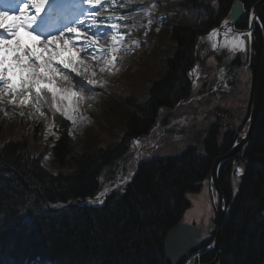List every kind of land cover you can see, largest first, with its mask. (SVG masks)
Here are the masks:
<instances>
[{
  "label": "trees",
  "instance_id": "1",
  "mask_svg": "<svg viewBox=\"0 0 264 264\" xmlns=\"http://www.w3.org/2000/svg\"><path fill=\"white\" fill-rule=\"evenodd\" d=\"M254 1L244 0L248 6ZM231 2L185 0L186 6L203 9L205 15L195 24L170 23L171 27L166 25L159 33L158 41H175L176 49L165 60L163 73L156 75L148 99L140 94L142 82L135 81L141 87L138 92L132 81L108 86V94L93 110L106 118L122 114L120 142L99 148L91 145L93 135L88 134L84 152L79 153L69 134V122L51 106L49 94L34 96L43 121L20 128L0 146V264H169L164 255L165 237L189 206L187 193L197 190L195 183L209 177L214 159L230 149L232 132L219 140V129L213 125L203 140L204 155L190 146L179 156L143 162L128 193H114L101 205H72L55 211L47 202L94 196L127 171L126 140L147 133L161 107L174 108L187 99L191 91L187 72L197 58L198 37L218 25ZM136 8L126 3L122 12ZM255 49L260 55L261 42ZM149 50L152 56L147 65L160 57L155 46ZM133 66L132 72L139 73L144 65L135 62ZM257 70L258 64L254 76ZM49 119L58 137L51 146L36 150L43 122ZM202 137L203 132L195 135L199 141ZM46 153L52 167L72 172L47 170L42 165ZM239 159L246 173L238 194L233 195L228 164L220 174L229 212L223 224L219 264H264V89L255 128Z\"/></svg>",
  "mask_w": 264,
  "mask_h": 264
},
{
  "label": "rangeland",
  "instance_id": "2",
  "mask_svg": "<svg viewBox=\"0 0 264 264\" xmlns=\"http://www.w3.org/2000/svg\"><path fill=\"white\" fill-rule=\"evenodd\" d=\"M121 1L122 0H100V3L92 9L93 12H98L96 16V21L98 23L104 21L108 24L117 26L115 29L105 27L107 29L106 31H108L107 34L97 40L99 50L96 51L94 55L91 54V56L101 63L100 66L97 67L99 70L94 73V76H92L93 74L91 75V79L96 80L97 83L89 85L85 81L82 86L76 83L77 80L81 79L80 76H77L75 73H70L69 70L64 73V76H68L69 79L63 81H70L74 88L79 90L83 96L84 102H82L81 105L77 102L79 98L78 94L73 96L67 91H64L63 88H61L62 86H60L64 84L62 82L58 83L55 79L51 78L49 74L39 72L40 76L43 77V79H40L33 74L35 69L28 68L26 69L27 74L24 73L23 75L28 79L30 84L36 83L40 91H49V89H52L56 92L55 106L62 112L67 111L75 120V123H73V120L69 119L71 122L70 132L79 153L84 152V141L89 139L87 136L88 134L91 136L93 135L91 145L94 146L96 144L99 148H106L109 145L120 142L124 136V123L122 122L121 113L115 114L114 116L109 115V117L106 118L101 114L95 113L93 110L94 105H101L100 99L102 96L108 94V86L115 88L118 87L120 83H126L127 81H132V83L135 84L137 81L138 83L140 82V84L142 82V90L141 87L138 88L136 84L138 88L137 92L141 90L140 94L142 98L148 99L149 89L156 75L165 70L164 60L170 57L175 49V42L167 39L169 36L164 37L167 41L162 42L157 39L160 26L164 20L170 18L182 24H193L200 16L199 11L183 6V0H167L161 3L153 2L147 13H151L152 11L155 13L158 12V18H151L146 21V31L143 34L147 35L151 32L150 27L154 22L159 24V27L155 29L154 35L151 37V45H156L155 49L158 48L157 54H159L160 57L159 61L156 60L153 61L151 65H147L151 60L152 54L148 51L146 45L143 44L139 38L132 39L120 31L118 17L114 10ZM100 32L102 33V31ZM89 36L94 40L96 39V37H93L92 33H89ZM210 44L209 39L208 42L201 40L199 42L197 54L199 55V52L203 51L202 57L204 60L202 64H206L208 60L211 67L216 68L211 69V72L216 73L213 76L217 77V81L219 82H217L216 85H219V83L222 84L225 73L220 68L222 64L228 62V60L224 56L211 59L212 55L207 53V47H205L208 46L209 49V47H211ZM78 48L83 49V45L78 46ZM90 52L92 53L93 49H90ZM223 52L224 55L228 57L232 55L233 49L227 47L226 49L224 48ZM49 56H51V54L43 56L42 58L46 61ZM57 58L58 57L54 59L56 60ZM64 61L68 62L66 60ZM86 61L88 60L86 59ZM135 62L144 65L139 73H133V70H131ZM80 70L83 71L82 69ZM130 70L131 72H129ZM236 71L237 74L235 76L237 81L234 80V87L228 88L230 90L225 94L218 97L211 93V91L214 90L213 87H206L204 89L203 87L202 89L196 87L193 89V95L189 99L184 100V102L176 108L161 111L153 127L154 129L150 133V147H148V142L150 140H148L146 136L140 141L128 142L131 153H128L127 156L130 157L128 160L130 165L129 169H127L124 174L125 178H129L133 174L138 155L141 153L139 148L144 146L141 159L149 158L154 155L158 157L169 155L179 156L187 146L192 144L198 147L200 154H205L203 144L197 142L196 139L194 141L192 137H195L196 134L203 131L204 137L207 138L209 133L207 134V131H204V127L211 125V121L215 119L214 115L216 114L219 116L222 131L229 127L242 130L246 125L245 118L250 97V74L248 73L249 68H247L246 63H243ZM87 75L89 77V74ZM64 76L61 78L59 76H54V78L62 80ZM227 76L229 75L227 74ZM18 78L19 77L12 82H19L20 79ZM18 90L20 92V99L28 96L29 102L27 104H21L18 99L15 106L9 103H0V109H2L0 110V146L9 139V136L14 134L16 136L20 128L28 127L33 124L32 121H43L41 120L43 116L38 114L36 108L30 101V93L24 92L21 81ZM32 90L36 91L35 88ZM53 91L49 92L53 94ZM128 91L130 90L128 89ZM12 99H14L13 95H5L6 101ZM118 111L119 109L117 112ZM221 111L225 113L220 114ZM21 112L24 114L20 115ZM164 118H166V123H162ZM42 128V134H38L39 140L36 146V150L38 149L39 151L42 150L45 145L51 146L53 141L58 137L52 121H44ZM45 157H47V159ZM45 157L43 159V165L53 174H69L72 172L68 169H57L50 166L49 156L45 155ZM196 186L198 188L194 191L195 193L190 192L188 195L187 201L190 206L184 214V220L187 222L204 221L208 223L209 219L213 217L210 185ZM120 189L121 188H118V191Z\"/></svg>",
  "mask_w": 264,
  "mask_h": 264
},
{
  "label": "snow or ice",
  "instance_id": "3",
  "mask_svg": "<svg viewBox=\"0 0 264 264\" xmlns=\"http://www.w3.org/2000/svg\"><path fill=\"white\" fill-rule=\"evenodd\" d=\"M48 3V0H15V6L13 7H0V103H9L15 106L17 100H20L21 104H27L28 96H25L23 99H20V92L18 90V86L12 82L10 69L7 66L8 60V53L11 51L13 53V60L15 61V65L21 69L29 68V69H36L43 67L45 69H50L53 76L61 74V68H53L51 65L53 63H58L62 66V69L69 70L70 73H75L77 76H80L81 79L77 80L76 83L83 86L86 83L89 85H94L97 83L96 80L91 79L87 75V70L85 68L84 71L80 70L79 65L75 64L71 57H69V61L65 62L64 60H59L58 62L55 61L54 56L59 55L62 51H67L69 53L73 52L72 45L75 44L78 40H80L81 36L84 35L85 43L83 45V49L86 51L87 49H93L92 55L98 51L97 40L101 38L102 26L103 27H110L115 29L117 26L108 24L107 22L100 21L99 23L96 21V16L98 12H93L92 9L95 8L99 3L100 0H81V3L87 5L82 9L80 16H77L71 23L73 26H65L67 33L71 34L74 39H69L65 37V32L60 31L56 34L46 32L45 31V24L43 20L37 24V17H39L40 13L45 10V5ZM241 11L243 9L241 8ZM13 13H18L14 14ZM11 15L12 20L9 23V16ZM81 16L87 18L91 17V22H87L86 19H81ZM232 22L231 17L228 20H225L222 27L229 25ZM33 25H37L33 27ZM25 29L28 31V34L31 35L32 32H39L40 36H44V39L41 41L40 36L33 37L34 40L39 42L40 46V56L42 57L44 52H53V45L56 47V52L53 56H49L48 60L44 62L43 65H38L36 63L37 60V53L34 51L35 45H28L25 44L22 38L19 35L20 29ZM83 30V32L81 31ZM232 29L229 28L228 32H231ZM218 30L214 29L212 33H210V38H213L217 35ZM228 32H225L224 35L227 36ZM86 33H92L96 39H91ZM237 36H244V35H251V33H237ZM115 39V37H114ZM62 41V45L59 43ZM232 44L233 49H242L244 45V41L239 39L235 42L229 41ZM15 45V47H13ZM212 48L216 49L217 45L215 43L212 44ZM115 59V58H113ZM27 61V63H25ZM83 63L82 61L80 62ZM195 71V70H194ZM35 76L43 79L40 76L39 72L33 73ZM94 75V74H93ZM65 80H68V76H64ZM21 86L25 93H31L32 89L35 88L37 95H39L40 89L36 83L30 84L28 79L25 77H21ZM49 91H53L49 89ZM64 91H68L65 89ZM11 94L14 96L12 100H5V95ZM56 92L53 91V97L55 98ZM71 95H77L75 92H72ZM2 110V109H0ZM57 111H60L57 108ZM37 112H39V108H37ZM24 113L21 112L20 115ZM43 115V113H40ZM68 119L75 120L72 115H70L67 111L62 113ZM47 159V157H45ZM243 173V169L237 168L236 174L237 176Z\"/></svg>",
  "mask_w": 264,
  "mask_h": 264
},
{
  "label": "water",
  "instance_id": "4",
  "mask_svg": "<svg viewBox=\"0 0 264 264\" xmlns=\"http://www.w3.org/2000/svg\"><path fill=\"white\" fill-rule=\"evenodd\" d=\"M263 4H264V0H259L252 7L250 12L251 14H250L249 30L239 31L236 29V26H238L241 23V21L248 16V14L244 7V4L240 0H235L232 3L229 13L223 19L221 26L219 28H216L218 30L217 35L211 39L219 41L222 38V34L228 32V29L231 28L232 31L228 32V35L225 37L232 36L234 40L235 39L237 40L238 38L242 37V36H237L236 35L237 33H245V34L249 32L252 33L255 29V25L257 22H259V24L262 27V32L264 37V16L261 13V7ZM241 8L243 9V11H241ZM230 17L232 22L229 25L222 27L224 21L228 20ZM263 81H264V48L261 56L260 67L255 80V87L253 89L250 112H249V120L244 132L246 138L243 142H240L237 146L230 149L227 154L217 157L216 160L214 161L211 170V191L213 192L215 190L217 196L219 197V199H221L222 202L217 203L216 206L217 234L213 249L217 250L218 254L216 259L209 264H215L219 260V257L221 255L220 247L223 238L222 229H223V221L226 213V197L219 183V172L224 162L232 158L243 147V145L250 137L254 129L261 103V92L263 87ZM237 168L233 171V184L237 190H240L241 183L243 180V174L237 176L236 174ZM114 188L115 187H112L94 198H87L86 200L70 201L68 203H63V204L61 203L56 205H49V207L52 209L61 210L63 208L69 207L73 203L86 204L94 200L99 201L102 197L109 194ZM201 230L202 227H195L193 225H189L184 222H180L175 227H173L168 233L164 245V253L167 261L170 264H179L187 254L198 249L204 243L203 239L200 240V237L202 236Z\"/></svg>",
  "mask_w": 264,
  "mask_h": 264
},
{
  "label": "bare ground",
  "instance_id": "5",
  "mask_svg": "<svg viewBox=\"0 0 264 264\" xmlns=\"http://www.w3.org/2000/svg\"><path fill=\"white\" fill-rule=\"evenodd\" d=\"M11 20H12V19L9 18L8 22L10 23ZM100 31H102V33H101V37H104V36L107 34V32H108V31L105 30L104 27H102V30H100ZM82 32H83V30H82ZM223 32H225V31H223ZM85 35H86V34H85ZM23 36H25V35H23ZM81 37H82V39H84V35H82ZM88 37H89V36H88ZM23 38H24V37H23ZM89 38H90V37H89ZM261 38L263 39V40H262V43H264V38H263V35H262V34H261ZM80 39H81V38H80ZM91 39H92V38H91ZM238 39H243V38L241 37V38H238ZM84 41H85V40H84ZM229 41L235 42L232 36L225 37V35L222 34V38L218 41L217 45H219L220 47H222V46H227V45H225V44H228L229 46H227V47H229V48L231 49V48H232V44L229 43ZM59 43L62 45L63 42L60 41ZM223 43H224V44H223ZM13 47H15V45H13ZM52 47H53V52L50 53L51 56H53V55L55 54V52H56V47H55V45H53ZM39 49H40V46L38 47V49L35 48V50H34V51L37 53V57H38L37 60H36V63H37L38 65H43L45 61H44V59L41 58V56L38 54V53H39ZM72 49H73V52H72V53H69V52H67V51H62V52L59 53V55L54 56V58H56V57H58V56L61 55V56H60V59H57V60H56V61L58 62V61L61 60V59H62V60L69 61V57H71L72 61H73L75 64L79 65L80 69H82V70L84 71L85 68H86V70H87V74H89V77H90V78H91L92 76H94V75H92V74H94L95 72H97V71L99 70L97 67H99L101 63H100L99 61H97L96 58H94L93 56H91L90 49H87V50L85 51L84 49H81V48H78V47H74V46H72ZM10 53L13 54L11 51H10ZM46 53H48V52H46ZM86 59H87L88 61H86ZM81 61L83 62L82 64L80 63ZM25 63H27V61H26ZM51 67H53V68H61V74L55 75V76H59L60 78H61L62 76H64V73H65L66 71H68V70H66V69H62V66H60L58 63H53V64L51 65ZM211 69H216V68H211ZM34 72H41V73L49 74L50 77L53 78V79H55L58 83H59V82H62V83L64 84V85H60V86H62L61 88H63V90L67 89V90H68L67 92L70 93V94H71L72 92H75L76 94H78L79 98L77 99V102L79 103V105H81L82 102H84V101H83V96L81 95L80 91H79V90H76V88H74V86L72 85V83H71L70 81H68V82H64V81H63V80H65L64 78H63L62 80H60L59 78H54V76H53L51 70H50V69H45V68H43V67L36 68V69L33 71V73H34ZM62 73H63V74H62ZM90 73H91V74H90ZM211 74H214V73L211 72ZM91 75H92V76H91ZM232 80H233V81H234V80L237 81L235 75L232 77ZM20 81H21V79H20ZM20 81L15 83L18 87L20 86ZM234 83H235V82H234ZM234 85H235V84H234ZM254 87H255V83L252 84V88L250 89V91H251V94L249 95L250 98H252V94H253V89H254ZM263 89H264V81H263V87H262V92H261V101H262V96H263ZM260 105H261V103H260ZM259 111H260V108H259ZM219 113H220V112H219ZM224 113H225V112L221 111L220 114H224ZM258 114H259V113H258ZM214 116H215V119H213V120L211 121V122H212L211 127H212L213 125L218 127V129H219V134H220V136H219V140H220V139H223V137H224V136H221V135H225V134H227L228 132H230V129H229L230 127L222 131V129H221L222 127L220 126L221 123L219 122V116H218L217 114L214 115ZM232 133H233V139H234V140H233V142L231 143L232 145H231L230 148H233V147L237 146L240 142H243V141L245 140V138H246V135H245L244 131H242V130H233ZM249 141H250V138L247 139V141L245 142V144H244L243 146H247V145L249 144ZM219 180H220V179H219ZM199 182L202 183V181H199ZM219 182H220V181H219ZM220 183H221V182H220ZM214 196H215V198H216V204L222 202L221 199H219V197H218L217 195H214ZM215 253H216V251H215ZM165 258H166V257H165Z\"/></svg>",
  "mask_w": 264,
  "mask_h": 264
},
{
  "label": "flooded vegetation",
  "instance_id": "6",
  "mask_svg": "<svg viewBox=\"0 0 264 264\" xmlns=\"http://www.w3.org/2000/svg\"><path fill=\"white\" fill-rule=\"evenodd\" d=\"M262 12L264 14V6L262 8ZM216 253L215 251H211V252H207V253H200V254H196L194 255V260L200 261V262H206V261H210L215 257Z\"/></svg>",
  "mask_w": 264,
  "mask_h": 264
}]
</instances>
